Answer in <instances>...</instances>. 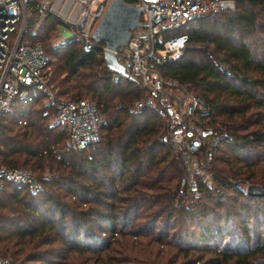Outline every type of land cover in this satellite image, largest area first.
I'll list each match as a JSON object with an SVG mask.
<instances>
[{"label": "trees", "instance_id": "1", "mask_svg": "<svg viewBox=\"0 0 264 264\" xmlns=\"http://www.w3.org/2000/svg\"><path fill=\"white\" fill-rule=\"evenodd\" d=\"M233 2L232 10L208 12L175 29L186 34L184 47L159 68L198 95L208 107L207 122L227 132L213 149L211 183L197 178L190 191L179 158L159 139L162 120L151 109L130 112L122 91L121 103H109L102 94L116 82L102 55L95 65L103 82L98 89L94 72L79 71L93 66L94 53L77 41L76 49L65 51L64 44L63 66L53 68L48 83L57 97L95 95L99 140L78 150L64 146L66 129L57 123L62 130L54 132L45 122L38 92L0 114V161L35 171L41 181L36 192L10 182L0 189L4 264H225L232 258L264 264V195H246L240 187L264 190V0ZM41 23L46 39L57 21ZM38 42L49 61L51 53ZM119 82L126 95H142L137 83ZM21 107H29L27 115ZM236 226L249 249L241 241L227 244Z\"/></svg>", "mask_w": 264, "mask_h": 264}, {"label": "built area", "instance_id": "2", "mask_svg": "<svg viewBox=\"0 0 264 264\" xmlns=\"http://www.w3.org/2000/svg\"><path fill=\"white\" fill-rule=\"evenodd\" d=\"M109 0H0V114L13 100L30 102L36 92L53 104V120L66 129L64 144L82 149L99 140L101 115L86 98L56 97L48 83V55L38 41L25 38L28 24L55 19L78 42L83 52L95 57L109 51L121 71L110 70V80L136 82L142 95L128 110L151 109L162 120L159 139L168 143L183 166V180L190 191L197 178L210 184L213 149L227 136L225 129L207 122L208 107L184 84L163 75L159 68L184 47L186 34L175 32L186 21L210 11L232 9V0H133L140 5L139 26L114 49L106 48L91 33ZM127 2V1H126ZM217 67L220 68L219 65ZM24 123L23 119L18 120ZM5 182L36 192L41 188L38 175L22 166L0 161V189ZM246 183L241 185L244 191ZM6 262L0 257V264Z\"/></svg>", "mask_w": 264, "mask_h": 264}, {"label": "rangeland", "instance_id": "3", "mask_svg": "<svg viewBox=\"0 0 264 264\" xmlns=\"http://www.w3.org/2000/svg\"><path fill=\"white\" fill-rule=\"evenodd\" d=\"M232 4H234L233 0H232ZM232 9H233V6H232ZM232 9H223V10H217V11L223 12V11H229V10H232ZM210 12H215V11H210ZM259 17H263V15H261ZM41 24L42 23L37 24L35 26H34V23L28 24L27 29H26L25 37L26 38H32V39L34 38V39H37L38 41L40 40L42 42V45L45 46V49L48 50L49 54L51 53L50 56H49L50 57V60L48 61V65H47V67H48L47 68V70H48V76H49V74L51 75L53 73V68H55V67L61 68L63 66V60H64L63 56H64V54L62 52L63 50L61 51V48L63 47V45L64 44H67L68 45L65 48V51H66L68 48L69 49L70 48L76 49L77 48V44H76V40L73 38V36H71L69 34L68 30L66 28H62L59 25L58 22L55 24L54 28H51V31L46 36V39H44L42 37V35L46 31L44 30L45 27H41L42 26ZM179 54H180V52H179ZM178 55H176L175 57H177ZM175 57H173V58H175ZM92 64H93V66H89L88 68H86L87 70L84 69V68H82V69H79V71L80 72H82V71L94 72L95 73L94 79L96 78L95 79V84H96L97 88L99 89L101 87V85H102L103 82L99 78L100 77V74H101V70L97 66H95L96 64H98V57L94 59V61H93ZM134 83L136 84V82H134ZM109 87H110V90L108 91V93L106 92L105 96L102 94V97L104 99H106L109 103H113L114 105H116L118 103H121V102H118V101H120V98H121V96H120V92L121 91H122V94L121 95L124 96L123 98H121V100L122 101L123 100L124 101H128L129 100L127 103L122 102L121 104H127L128 106H130L131 102L134 99H136V98L133 97L134 95H126L125 93H123L124 87H126V84L123 83V82H119V81L117 82L116 81V84L111 85ZM136 87H137V85H136ZM53 88H54V91H55V95L57 97L56 88L54 86H53ZM135 88H132L133 89L132 91L133 92L136 91V94L137 93L139 94L140 91L139 90H135ZM194 95H196V94H194ZM82 97H85L86 99H89V100L97 103V101L95 99V95L87 94V95L82 96ZM38 105L45 106V110L43 111V113L46 114V117H45L46 120H45V122L48 123L49 125H51V124L52 125H55V128L53 130L54 132H56V131L57 132H60L62 129L60 128V126L57 123L54 122V120L52 118V116H53L52 115L53 114V104H52V102L45 103L44 102V99H43L41 102L38 101L37 106ZM34 108L35 107H33L32 110ZM21 109L23 110V112H26V115H27V112L29 110V107H26V108L21 107ZM6 115L7 116H10L11 113L10 114H6ZM12 120H13V118H12ZM16 123L17 122H15V124ZM9 125H10V127L14 128V129H17V126H15L13 124V122L12 123H9ZM16 125L20 126L18 123ZM64 141H65V139H64ZM64 141H63V144H64ZM28 145H32V143H28ZM64 146H66V145L64 144ZM32 172H34V174H36V175H39L35 171H32ZM45 172H46V169H44L42 171V175L43 176H47V174H43ZM210 178H211V175H210ZM209 183H211V179H210V182ZM242 184L243 183H241V185ZM241 230L242 229H240V228L238 229L237 226H236V229L232 233H230V237L227 240V244L233 246V245H235V244H237V243H239L241 241V243H239L240 244V248L242 250L249 249L250 248V243H245V244L243 243L244 237H243V234L241 233L242 232ZM249 232H250V230H249ZM248 259H252V257H249ZM225 264H235L234 258L226 261Z\"/></svg>", "mask_w": 264, "mask_h": 264}, {"label": "water", "instance_id": "4", "mask_svg": "<svg viewBox=\"0 0 264 264\" xmlns=\"http://www.w3.org/2000/svg\"><path fill=\"white\" fill-rule=\"evenodd\" d=\"M140 5L126 2L125 0H109L106 8L92 30V37L100 41L108 49L123 45L129 38L131 29L139 26L138 16ZM177 54H173L175 57ZM105 66L112 71H121L122 66L115 61L109 51L102 52ZM244 193L250 196L264 195V190L257 184L245 185Z\"/></svg>", "mask_w": 264, "mask_h": 264}]
</instances>
